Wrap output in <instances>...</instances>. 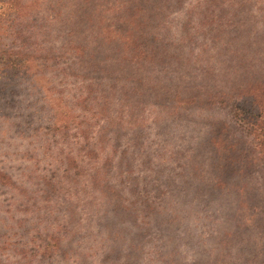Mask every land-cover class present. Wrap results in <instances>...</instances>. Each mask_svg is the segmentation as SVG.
<instances>
[{
    "label": "rangeland",
    "instance_id": "obj_1",
    "mask_svg": "<svg viewBox=\"0 0 264 264\" xmlns=\"http://www.w3.org/2000/svg\"><path fill=\"white\" fill-rule=\"evenodd\" d=\"M139 11L153 56L130 63ZM22 47L38 71L6 74ZM0 52V264H264V158L209 191L205 129L250 136L228 99L178 109L264 93V0H0Z\"/></svg>",
    "mask_w": 264,
    "mask_h": 264
},
{
    "label": "trees",
    "instance_id": "obj_2",
    "mask_svg": "<svg viewBox=\"0 0 264 264\" xmlns=\"http://www.w3.org/2000/svg\"><path fill=\"white\" fill-rule=\"evenodd\" d=\"M121 14L123 21H129L130 19H133L134 16L133 9H123ZM137 14L136 20H134V22H129L127 28L123 30V33H125L124 37L130 39V46L133 49V51L132 49L130 50L134 54L133 57L132 55H129L132 57L130 63H135L138 61V58L139 61L146 60V58L151 61L153 56V54H151L153 50L152 47L148 45L149 48L144 49L143 44L140 42L142 34L140 11ZM150 41L153 42L154 40L151 38ZM100 42L112 44L114 43V40L105 41L104 37H101ZM25 48L26 47H22V51H16L15 55L20 58L17 59L16 64L6 65V74H16L14 73L16 70H22L23 73H36L38 71L39 66L36 63L39 61L37 55H35L36 51L33 50L29 52ZM0 54H2V52H0ZM3 75V73L0 75V97L3 96L4 88L6 89L4 97L9 96L11 93L14 94V92L9 91L10 86L6 88V85L2 84ZM248 84L249 83L246 85L247 87L242 88L240 91L233 90L235 93L230 97L223 93L217 95V93L206 91L204 95L192 94L186 96L185 99L184 97L178 99L183 106H180L178 108L179 110H184L186 109L185 107L190 105L203 107L198 110L210 109L216 103L224 105V100L228 99L227 101H230L228 106L230 111H232L229 118L232 120V123L244 133V135L250 136V139H248V145L251 149L247 150L250 155H245L243 150L238 148V144L233 139L232 145H227L220 139V132L222 129L225 130L226 126V123L222 122V120L214 121L213 123L216 125H210V123L208 128L205 129L203 135L206 134L209 150L206 145L207 153H205L202 160L199 161V165L194 167L196 170H194L193 174H196L197 176L203 172L208 174V177L203 182V186L209 191H225L228 183H230L231 186L233 184L231 182H234V180L237 179L240 180V178L244 176L245 172L251 168L253 160H258L259 158L263 160L264 158V116L261 121L259 120V117L263 114L264 105H262L261 110H257L256 113L252 110L248 111L250 110V106L249 108L247 106L249 102L252 101L257 108L261 100H263L264 93L256 91V87L253 84ZM240 100H243L246 103V107L239 102ZM4 101H8V99L4 98ZM173 111L175 110L173 109ZM176 116H178V114H176ZM255 155L261 156L255 157ZM0 177L2 176L0 175Z\"/></svg>",
    "mask_w": 264,
    "mask_h": 264
}]
</instances>
